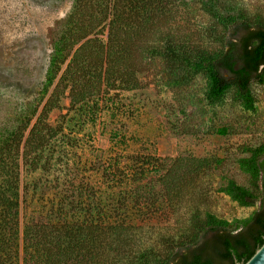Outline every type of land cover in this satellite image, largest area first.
<instances>
[{"label":"rangeland","instance_id":"obj_1","mask_svg":"<svg viewBox=\"0 0 264 264\" xmlns=\"http://www.w3.org/2000/svg\"><path fill=\"white\" fill-rule=\"evenodd\" d=\"M74 1L0 0V133L23 134L19 237L28 222L55 229L66 223L71 231L82 224L81 244L101 256L69 248L66 264H160L208 215L229 223L247 218L253 207L222 188L230 179L252 188L240 159L264 144V80L250 85V109L232 88L209 102L206 75L191 63L199 50L221 49L227 20L264 22V0H161L166 10L152 7L148 32L136 37V85L102 80L93 109L89 98L72 105L69 87L53 92L67 82L61 78L70 58L42 94L54 39ZM52 93L55 107L45 113ZM34 124L42 149L25 150ZM90 232L93 243L86 245ZM22 257L18 264H25Z\"/></svg>","mask_w":264,"mask_h":264},{"label":"trees","instance_id":"obj_2","mask_svg":"<svg viewBox=\"0 0 264 264\" xmlns=\"http://www.w3.org/2000/svg\"><path fill=\"white\" fill-rule=\"evenodd\" d=\"M155 5L159 9L165 7L161 0H104V3L98 4H92L91 0H75L54 39L42 94L47 93L60 65L68 58L70 60L61 81H69L71 85H56L53 92L63 93L69 87L68 96L72 105L79 106L89 98L92 102L90 109L97 106L98 99H94V95L98 96L102 80L111 86L116 81L135 86L139 69L135 58L140 50V39L136 37L142 38L148 32L145 18L151 16L147 12ZM108 17L107 25L101 26ZM99 26L100 30L107 28L105 40L98 37V33L103 31L97 30ZM141 51L160 54L157 49L142 48ZM173 53L169 51V54ZM191 66L206 75L207 101L221 99L232 88L243 105L252 108L254 99L250 85L264 80V22L245 17L227 20L221 49L216 52L199 50ZM54 93L44 105L45 113L55 107ZM27 121L24 127L28 125ZM36 124L25 140V150L33 145L36 150L42 149L44 137L41 132L35 136ZM22 136L15 130L0 133V264H18L19 253H22L25 264H66L63 256L69 248L80 256L85 250L92 257L100 255L96 247L86 249L81 244L84 235L82 224L71 231L66 223L55 229L54 224L49 222H28L23 225L19 237L18 146ZM246 150L249 155L241 158L240 163L250 173L252 188L230 179L222 191L239 205L253 207L250 215L232 223L208 215L205 221L195 225L190 239H183L160 264H235L245 262L262 244L264 144ZM100 234V238L104 239L103 233ZM86 238V245L93 243L91 232L89 235L86 233ZM58 249L62 255L57 254Z\"/></svg>","mask_w":264,"mask_h":264},{"label":"water","instance_id":"obj_3","mask_svg":"<svg viewBox=\"0 0 264 264\" xmlns=\"http://www.w3.org/2000/svg\"><path fill=\"white\" fill-rule=\"evenodd\" d=\"M235 264H264V241L245 262Z\"/></svg>","mask_w":264,"mask_h":264}]
</instances>
